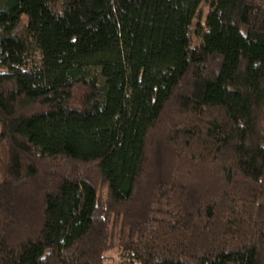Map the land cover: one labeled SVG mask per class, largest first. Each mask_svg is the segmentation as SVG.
Wrapping results in <instances>:
<instances>
[{
	"label": "trees",
	"instance_id": "obj_1",
	"mask_svg": "<svg viewBox=\"0 0 264 264\" xmlns=\"http://www.w3.org/2000/svg\"><path fill=\"white\" fill-rule=\"evenodd\" d=\"M109 252L264 264V0H0V264Z\"/></svg>",
	"mask_w": 264,
	"mask_h": 264
},
{
	"label": "rangeland",
	"instance_id": "obj_2",
	"mask_svg": "<svg viewBox=\"0 0 264 264\" xmlns=\"http://www.w3.org/2000/svg\"><path fill=\"white\" fill-rule=\"evenodd\" d=\"M206 9H207L206 6L202 7L201 11H202L203 15L205 14ZM102 186H103L102 183L97 181V187H98V189H100V191H102V189H101ZM108 255H109V258H110V261H108V264H112L113 260L116 259V253L115 252H109Z\"/></svg>",
	"mask_w": 264,
	"mask_h": 264
}]
</instances>
